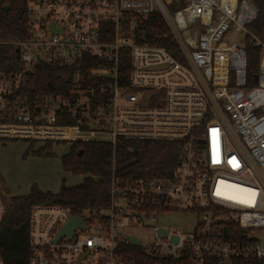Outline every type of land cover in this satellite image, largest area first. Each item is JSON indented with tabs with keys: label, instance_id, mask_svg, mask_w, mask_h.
<instances>
[{
	"label": "built area",
	"instance_id": "1",
	"mask_svg": "<svg viewBox=\"0 0 264 264\" xmlns=\"http://www.w3.org/2000/svg\"><path fill=\"white\" fill-rule=\"evenodd\" d=\"M153 13L180 59L147 41ZM257 13L249 0H27L26 39L10 44L18 60L0 70V144L176 145L166 178L113 170L103 210L34 207L28 264H264V44L249 29ZM249 48L261 51L255 87ZM41 64L69 71L62 95L31 97ZM5 198L0 187V226ZM172 212L196 213L194 233L152 225ZM70 216L83 230L55 241ZM146 228L154 244L131 233Z\"/></svg>",
	"mask_w": 264,
	"mask_h": 264
},
{
	"label": "trees",
	"instance_id": "2",
	"mask_svg": "<svg viewBox=\"0 0 264 264\" xmlns=\"http://www.w3.org/2000/svg\"><path fill=\"white\" fill-rule=\"evenodd\" d=\"M257 8V18L250 31L264 44V0H249ZM27 0H0V70L18 60L11 43L26 39ZM7 8V9H6ZM172 9L175 10L174 7ZM147 41L165 48L180 59V50L169 26L160 13H153L144 20ZM249 81L255 87L254 76L258 73L261 51L248 49ZM126 60V61H125ZM129 65V59L123 63ZM70 86L67 69L52 65H39L31 78L32 98L62 95ZM133 151L129 152L128 148ZM53 146L46 144L31 153L38 157H52ZM81 153V154H79ZM116 164L114 166L113 160ZM65 172L82 175V183L73 188L62 184L58 194L43 192L36 185L27 195L11 197L9 207L0 226V254L5 264H28L29 262V217L37 206L68 208L74 215L89 209L103 210L108 207L113 170L122 177L166 178L176 166V145L164 142L119 141L114 153L109 144L77 143L61 158ZM137 259L140 256L137 255ZM147 263H158L148 260Z\"/></svg>",
	"mask_w": 264,
	"mask_h": 264
},
{
	"label": "rangeland",
	"instance_id": "3",
	"mask_svg": "<svg viewBox=\"0 0 264 264\" xmlns=\"http://www.w3.org/2000/svg\"><path fill=\"white\" fill-rule=\"evenodd\" d=\"M240 35H230L232 41H240ZM30 147L40 148L38 144L24 141L6 142L0 144V187L5 194V207H9L11 197L27 195L31 187L36 185L43 191L58 194L64 182L65 187L79 186L84 180L82 175L65 172L61 158L70 152L69 144L53 147L52 157H38L28 154ZM231 154L233 153L230 151ZM199 217L194 212L161 214L152 223L153 226L171 229L180 234L194 233ZM136 235L142 245L156 242L155 234L150 229L131 232Z\"/></svg>",
	"mask_w": 264,
	"mask_h": 264
},
{
	"label": "water",
	"instance_id": "4",
	"mask_svg": "<svg viewBox=\"0 0 264 264\" xmlns=\"http://www.w3.org/2000/svg\"><path fill=\"white\" fill-rule=\"evenodd\" d=\"M255 80H257L256 76H255ZM79 154H81V153H79ZM83 228H84V222H83L82 218L76 217V216H70L68 223L61 228V230L57 234L55 241H58V240L62 239L63 237L70 240L74 236L76 229L83 230ZM163 234L167 235L168 231H163ZM133 241L136 242L135 239H133ZM173 241L176 243L178 242L177 239H173Z\"/></svg>",
	"mask_w": 264,
	"mask_h": 264
},
{
	"label": "bare ground",
	"instance_id": "5",
	"mask_svg": "<svg viewBox=\"0 0 264 264\" xmlns=\"http://www.w3.org/2000/svg\"><path fill=\"white\" fill-rule=\"evenodd\" d=\"M239 190H240V192H238L237 195H238V197L240 199V198L243 197V195L245 194V192L243 190H241V189H239ZM229 194H231V192H229Z\"/></svg>",
	"mask_w": 264,
	"mask_h": 264
},
{
	"label": "crops",
	"instance_id": "6",
	"mask_svg": "<svg viewBox=\"0 0 264 264\" xmlns=\"http://www.w3.org/2000/svg\"><path fill=\"white\" fill-rule=\"evenodd\" d=\"M40 189V188H39ZM41 190V189H40ZM43 191V190H42ZM43 192H47V191H43Z\"/></svg>",
	"mask_w": 264,
	"mask_h": 264
}]
</instances>
